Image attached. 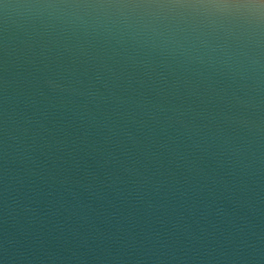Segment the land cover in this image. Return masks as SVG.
<instances>
[{"label": "water", "instance_id": "1", "mask_svg": "<svg viewBox=\"0 0 264 264\" xmlns=\"http://www.w3.org/2000/svg\"><path fill=\"white\" fill-rule=\"evenodd\" d=\"M0 264H264V0H0Z\"/></svg>", "mask_w": 264, "mask_h": 264}]
</instances>
